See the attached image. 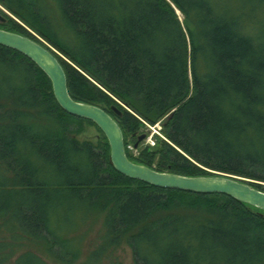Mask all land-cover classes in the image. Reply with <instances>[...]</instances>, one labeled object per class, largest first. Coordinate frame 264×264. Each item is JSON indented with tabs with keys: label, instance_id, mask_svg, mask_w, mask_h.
Returning <instances> with one entry per match:
<instances>
[{
	"label": "trees",
	"instance_id": "obj_1",
	"mask_svg": "<svg viewBox=\"0 0 264 264\" xmlns=\"http://www.w3.org/2000/svg\"><path fill=\"white\" fill-rule=\"evenodd\" d=\"M0 5L11 15L0 9V28L48 49L70 97L117 122L129 160L264 191V0ZM86 124L95 142L77 138ZM96 226L82 264L121 246L132 264H264V210L119 173L100 128L63 110L47 75L0 44V264H74Z\"/></svg>",
	"mask_w": 264,
	"mask_h": 264
},
{
	"label": "water",
	"instance_id": "obj_2",
	"mask_svg": "<svg viewBox=\"0 0 264 264\" xmlns=\"http://www.w3.org/2000/svg\"><path fill=\"white\" fill-rule=\"evenodd\" d=\"M5 12L10 15L7 11ZM0 44L22 53L47 75L52 84L53 95L63 110L72 115L87 118L100 128L108 140L111 163L119 173L158 187L199 193H224L264 210V191L242 182L241 180L245 179L235 175L214 172V175L207 176H184L159 172L145 165L132 162L126 156L123 134L117 122L100 106L76 101L70 97L64 70L48 49L24 35L1 28ZM143 137L144 134L139 136L138 140Z\"/></svg>",
	"mask_w": 264,
	"mask_h": 264
},
{
	"label": "rangeland",
	"instance_id": "obj_3",
	"mask_svg": "<svg viewBox=\"0 0 264 264\" xmlns=\"http://www.w3.org/2000/svg\"><path fill=\"white\" fill-rule=\"evenodd\" d=\"M1 10H5L0 5ZM6 11V10H5ZM179 17L181 18V14L179 13ZM161 126L159 124L153 126V127H147V129L143 130V134H145L144 140L142 145L150 144L152 145L154 143V134H160ZM99 137V132L97 128L94 125L86 124L84 126L83 131L77 135V138L79 140H90L95 142L96 139ZM129 148L136 153V149L132 146H129ZM264 187V183H262ZM97 226L95 229L87 230L85 232L84 240L82 243V251L79 259L74 264H82L86 261V258L90 252V250L93 248V243L95 242V238L97 236ZM82 234V233H80ZM99 264H132V254L128 246H121L117 251L112 253L108 258H105L101 263Z\"/></svg>",
	"mask_w": 264,
	"mask_h": 264
},
{
	"label": "bare ground",
	"instance_id": "obj_4",
	"mask_svg": "<svg viewBox=\"0 0 264 264\" xmlns=\"http://www.w3.org/2000/svg\"><path fill=\"white\" fill-rule=\"evenodd\" d=\"M177 14H179V13H177Z\"/></svg>",
	"mask_w": 264,
	"mask_h": 264
}]
</instances>
